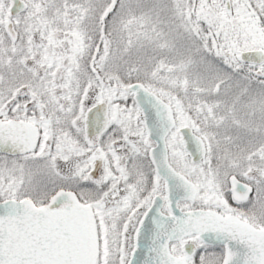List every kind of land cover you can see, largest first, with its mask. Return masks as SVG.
Here are the masks:
<instances>
[{"label": "snow or ice", "instance_id": "snow-or-ice-1", "mask_svg": "<svg viewBox=\"0 0 264 264\" xmlns=\"http://www.w3.org/2000/svg\"><path fill=\"white\" fill-rule=\"evenodd\" d=\"M0 264H264V0H0Z\"/></svg>", "mask_w": 264, "mask_h": 264}]
</instances>
